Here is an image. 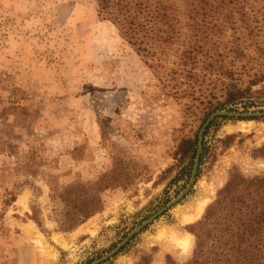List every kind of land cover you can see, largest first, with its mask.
Instances as JSON below:
<instances>
[{
  "label": "rangeland",
  "instance_id": "374dc122",
  "mask_svg": "<svg viewBox=\"0 0 264 264\" xmlns=\"http://www.w3.org/2000/svg\"><path fill=\"white\" fill-rule=\"evenodd\" d=\"M240 65L234 68L245 86L264 71V54ZM174 67L170 60L158 73L148 68L97 17L93 0H0V264H90L178 196L190 173L186 162L177 165L176 147L195 134L203 96L212 90L215 102L223 92L218 81L172 78ZM262 86L252 87L249 101L218 110L264 111ZM210 124L188 192L99 264H136L142 256L149 264H165L167 256L185 262L194 245L186 226L201 218L230 170L264 175V161L251 156L264 145V116H222ZM115 147L131 156L141 178L104 191L102 211L58 231L64 204L50 187L95 181L110 169ZM202 197V212L182 221L180 213ZM183 236L185 252L176 241Z\"/></svg>",
  "mask_w": 264,
  "mask_h": 264
},
{
  "label": "trees",
  "instance_id": "16d2710c",
  "mask_svg": "<svg viewBox=\"0 0 264 264\" xmlns=\"http://www.w3.org/2000/svg\"><path fill=\"white\" fill-rule=\"evenodd\" d=\"M93 1L97 17L108 21L154 72L171 60L175 67L167 75L172 78L221 85L222 99L212 102V90L203 96L206 110L195 134L176 147L177 165L186 162L190 173L197 133L206 118L215 110L249 101L253 86L264 88V71L253 72L244 86L234 68L237 63L245 68L264 54V0ZM249 47L257 56L249 53ZM112 153L110 169L95 181L61 190L50 187L64 204L58 231H71L102 211L104 191L126 189L141 178V171L133 173L134 160L128 153L117 147ZM251 156L264 161V145L253 149ZM31 219L43 229L38 218ZM186 229L194 236L190 258L175 263L167 256L165 264H264V175L245 176L233 167L201 218ZM136 264H149L148 257Z\"/></svg>",
  "mask_w": 264,
  "mask_h": 264
},
{
  "label": "water",
  "instance_id": "95a60500",
  "mask_svg": "<svg viewBox=\"0 0 264 264\" xmlns=\"http://www.w3.org/2000/svg\"><path fill=\"white\" fill-rule=\"evenodd\" d=\"M238 117V118H251V117H262L264 116V111L257 112V111H240V110H217L213 113H211L206 120L203 122L201 127L198 130L197 133V145H196V151L193 159V164L190 172V176L188 179L187 184L184 186L182 191L178 194V196L174 199H172L170 202H168L165 206L160 208L158 211H156L154 214H152L149 218H147L145 221L141 222L138 226H136L133 230H131L109 253L104 254L100 258L94 260L90 264H99L103 262L104 260L112 257L115 253L118 252V250L126 244V242L137 232H139L144 226L152 222L157 216H159L163 211H165L167 208H169L171 205L175 204L178 200H180L187 192L190 186L193 184L195 175L198 168L199 158L201 154L202 149V141H203V133L206 129V127L210 124L212 120L218 117Z\"/></svg>",
  "mask_w": 264,
  "mask_h": 264
},
{
  "label": "bare ground",
  "instance_id": "6f19581e",
  "mask_svg": "<svg viewBox=\"0 0 264 264\" xmlns=\"http://www.w3.org/2000/svg\"><path fill=\"white\" fill-rule=\"evenodd\" d=\"M206 202V197H202L199 198L194 205L192 206V208L190 209V211L188 213H180V219L182 221H192L194 220L201 212L204 206V203ZM29 232H26V234H29ZM187 236H191L190 234H186ZM163 234H159L157 238H155L156 240H160L161 238L163 239ZM187 236H183V237H178L176 241H178L177 245L181 248V250L183 252H185L188 249L189 246V242H188V237ZM55 241H57L58 243H63L62 239L60 237H58V235L54 236ZM67 244V243H65Z\"/></svg>",
  "mask_w": 264,
  "mask_h": 264
},
{
  "label": "crops",
  "instance_id": "0c3cea01",
  "mask_svg": "<svg viewBox=\"0 0 264 264\" xmlns=\"http://www.w3.org/2000/svg\"><path fill=\"white\" fill-rule=\"evenodd\" d=\"M56 235H58V237H60L63 242H66V240H65V238H63V236H60L59 234H56Z\"/></svg>",
  "mask_w": 264,
  "mask_h": 264
}]
</instances>
